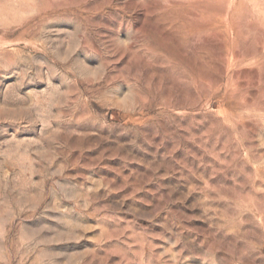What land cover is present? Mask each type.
Wrapping results in <instances>:
<instances>
[{"label":"rangeland","instance_id":"rangeland-1","mask_svg":"<svg viewBox=\"0 0 264 264\" xmlns=\"http://www.w3.org/2000/svg\"><path fill=\"white\" fill-rule=\"evenodd\" d=\"M0 264H264V0H0Z\"/></svg>","mask_w":264,"mask_h":264}]
</instances>
